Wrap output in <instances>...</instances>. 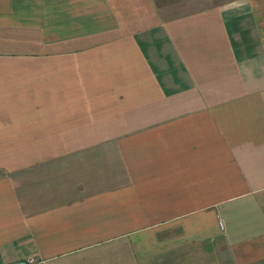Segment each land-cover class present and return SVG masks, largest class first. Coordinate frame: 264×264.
Returning a JSON list of instances; mask_svg holds the SVG:
<instances>
[{
	"label": "crops",
	"instance_id": "obj_1",
	"mask_svg": "<svg viewBox=\"0 0 264 264\" xmlns=\"http://www.w3.org/2000/svg\"><path fill=\"white\" fill-rule=\"evenodd\" d=\"M176 1L0 0V264H264V0Z\"/></svg>",
	"mask_w": 264,
	"mask_h": 264
},
{
	"label": "rangeland",
	"instance_id": "obj_2",
	"mask_svg": "<svg viewBox=\"0 0 264 264\" xmlns=\"http://www.w3.org/2000/svg\"><path fill=\"white\" fill-rule=\"evenodd\" d=\"M232 0H177L176 2L182 3L185 7H188V10L205 8L207 6L218 5ZM166 2V0H164ZM168 2V1H167ZM175 3V1H170ZM181 10V9H179Z\"/></svg>",
	"mask_w": 264,
	"mask_h": 264
},
{
	"label": "built area",
	"instance_id": "obj_3",
	"mask_svg": "<svg viewBox=\"0 0 264 264\" xmlns=\"http://www.w3.org/2000/svg\"><path fill=\"white\" fill-rule=\"evenodd\" d=\"M26 264H38L34 257L27 259Z\"/></svg>",
	"mask_w": 264,
	"mask_h": 264
},
{
	"label": "water",
	"instance_id": "obj_4",
	"mask_svg": "<svg viewBox=\"0 0 264 264\" xmlns=\"http://www.w3.org/2000/svg\"><path fill=\"white\" fill-rule=\"evenodd\" d=\"M14 264H26L24 261L22 262H18V263H14Z\"/></svg>",
	"mask_w": 264,
	"mask_h": 264
}]
</instances>
